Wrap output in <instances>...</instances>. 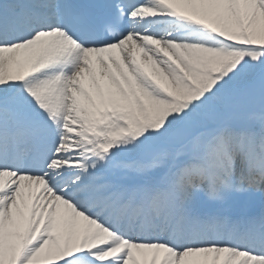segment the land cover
<instances>
[{
    "label": "snow or ice",
    "instance_id": "obj_1",
    "mask_svg": "<svg viewBox=\"0 0 264 264\" xmlns=\"http://www.w3.org/2000/svg\"><path fill=\"white\" fill-rule=\"evenodd\" d=\"M0 264H264V0H0Z\"/></svg>",
    "mask_w": 264,
    "mask_h": 264
}]
</instances>
